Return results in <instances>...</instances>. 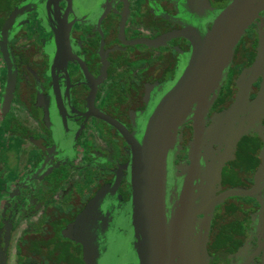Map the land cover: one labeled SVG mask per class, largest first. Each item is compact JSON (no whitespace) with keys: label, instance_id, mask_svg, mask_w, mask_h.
<instances>
[{"label":"flooded vegetation","instance_id":"1","mask_svg":"<svg viewBox=\"0 0 264 264\" xmlns=\"http://www.w3.org/2000/svg\"><path fill=\"white\" fill-rule=\"evenodd\" d=\"M228 1L0 0V30L14 11L0 44V264H136L130 135ZM252 6L200 140L193 102L165 153L168 217L197 162L183 239L198 249L170 264H264V0Z\"/></svg>","mask_w":264,"mask_h":264},{"label":"water","instance_id":"2","mask_svg":"<svg viewBox=\"0 0 264 264\" xmlns=\"http://www.w3.org/2000/svg\"><path fill=\"white\" fill-rule=\"evenodd\" d=\"M252 3L253 0H229L215 15L210 27L196 35L184 67L152 107L139 140L130 135L131 224L136 264H170L173 255L180 249L189 253L186 255L197 252L199 240L198 243L193 241L186 244L183 239L184 227L191 231L194 199L191 174L197 162L191 158L175 211L168 217L164 208L165 153L174 139L176 126L193 102H196V106L192 147L200 140V118L206 109L207 95L217 84L235 40L254 13ZM13 14L14 11L0 30L2 50L5 49L6 28ZM6 84L7 99L13 84L9 72ZM196 256L193 255L194 258Z\"/></svg>","mask_w":264,"mask_h":264},{"label":"rangeland","instance_id":"3","mask_svg":"<svg viewBox=\"0 0 264 264\" xmlns=\"http://www.w3.org/2000/svg\"><path fill=\"white\" fill-rule=\"evenodd\" d=\"M113 249H114V251L123 250V247H122L121 243H118L117 245H114L111 248V251ZM37 256H39L41 259H42V257L44 258V256H41V255H37ZM62 256H64V259H63V257H61V255H55L53 257L52 263L53 264H59V263L60 264H79L77 258H70L69 255H62ZM117 256L122 260V259L125 258V256L127 257L128 255H117ZM120 259H119V261H120ZM117 261H115V260H112V261H109V262L108 261H106V262L104 261L103 263L104 264H114V263L117 264Z\"/></svg>","mask_w":264,"mask_h":264}]
</instances>
